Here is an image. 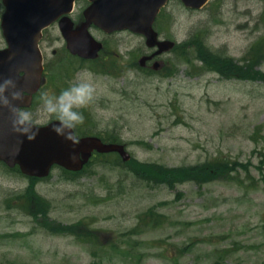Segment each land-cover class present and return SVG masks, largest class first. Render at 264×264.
Listing matches in <instances>:
<instances>
[{"label": "rangeland", "instance_id": "obj_1", "mask_svg": "<svg viewBox=\"0 0 264 264\" xmlns=\"http://www.w3.org/2000/svg\"><path fill=\"white\" fill-rule=\"evenodd\" d=\"M166 13L168 37L181 43L207 29L208 46L232 58L230 70L221 60V73L191 76L171 62L154 71L144 38L93 32L109 51L82 64L68 86L55 81L42 94L93 84L78 127L106 140L115 132L131 159L106 156L76 181L53 169L33 188L45 202L41 221L8 198L30 181L0 165V264H264V82L256 78L264 57L245 62L264 33V3L223 0L192 11L173 0ZM43 41L48 68L78 64L57 26ZM42 103L40 96L28 111L45 123ZM215 156L236 164L205 169Z\"/></svg>", "mask_w": 264, "mask_h": 264}, {"label": "water", "instance_id": "obj_2", "mask_svg": "<svg viewBox=\"0 0 264 264\" xmlns=\"http://www.w3.org/2000/svg\"><path fill=\"white\" fill-rule=\"evenodd\" d=\"M74 1L3 0L6 13L2 27L9 48L0 51V82L2 78L15 81L24 96L21 108L31 104L42 84L43 56L39 48L42 31L63 16L60 29L68 47L83 58H93L101 49V44L89 34L91 24L108 33L130 30L144 34L150 47L159 45L163 50L172 47L170 42H158L153 30L155 19L168 0H90L92 5L85 11L86 22L77 30L67 17L73 10ZM182 1L188 8L201 9L209 0ZM57 123L42 128L35 126L39 133L30 141L12 131L5 109L0 114V160L10 166L20 165L27 175L46 177L55 164L80 171L94 150L123 154L122 147L103 144L97 138H84L73 144L52 131Z\"/></svg>", "mask_w": 264, "mask_h": 264}, {"label": "clouds", "instance_id": "obj_3", "mask_svg": "<svg viewBox=\"0 0 264 264\" xmlns=\"http://www.w3.org/2000/svg\"><path fill=\"white\" fill-rule=\"evenodd\" d=\"M95 91L93 84L79 83L61 91L59 95L52 91L43 93L41 100L44 111L49 116H54L58 121L52 131L65 140L77 144L79 141L74 135V129L85 123L83 113L77 109L88 108L95 100ZM23 101V92L17 88L15 81L11 78H2V82H0V114H3L6 109L12 131L25 136L30 141L35 140L39 129L35 127L32 113L20 107Z\"/></svg>", "mask_w": 264, "mask_h": 264}, {"label": "trees", "instance_id": "obj_4", "mask_svg": "<svg viewBox=\"0 0 264 264\" xmlns=\"http://www.w3.org/2000/svg\"><path fill=\"white\" fill-rule=\"evenodd\" d=\"M264 3V0H261ZM212 5L211 7H213ZM164 18V13L160 15V18ZM261 19L263 21L264 25V13L261 15ZM158 20V21H159ZM158 24V23H157ZM264 30V26H263ZM209 31V30H208ZM209 33L207 32V29L201 28L196 30L193 34L190 35V37L186 40L183 41L182 43L178 44L175 47V52H177L179 49L184 48V47H190L187 49V51H184L182 53L176 54L174 63L179 65V66H187L190 70L191 75H197L198 71H218L221 73L219 69L220 64L222 63L221 60H226L224 64L228 66L229 70L232 66V58L229 57L228 55L226 56L225 54L221 53L220 51H214L212 50L208 44H207V39H208ZM248 51V52H247ZM246 53V58L245 62H249L250 60L253 61H259L264 57V33L257 39L255 40L250 49H247ZM81 62V61H80ZM177 66V67H179ZM62 69L59 72V69ZM71 70V65L70 66H64V64H60L58 67V70L56 71V76L60 81L64 80L65 74ZM257 80H261L264 82V76L263 77H256ZM111 142H115L112 140ZM116 143V142H115ZM120 159V158H119ZM120 164L122 160H119ZM233 164H236V161H228L224 156H215L209 161H206L204 163L205 169H209L210 167L215 171V173L218 172L219 169L231 166ZM157 166H161L160 164H155ZM88 168V167H87ZM86 168V169H87ZM154 168V167H152ZM85 169V171H86ZM15 171L19 172V169H16ZM65 176L67 178H71L72 181L76 180L78 176H80V173H70L65 170H63ZM94 172V171H93ZM95 173V172H94ZM29 186L26 188V190L22 192H17V193H12L9 195L8 198H11V202L14 203L15 206H18L22 210H30V213L35 217L37 221H41L43 218V211L39 209L40 207H44V200L38 196L35 191V183L36 181L34 179L30 180ZM29 199L34 206L37 207V210H33V205L25 203L24 201ZM10 201L4 200L5 206L8 205ZM39 209V211H38ZM32 216L33 220L34 217Z\"/></svg>", "mask_w": 264, "mask_h": 264}, {"label": "flooded vegetation", "instance_id": "obj_5", "mask_svg": "<svg viewBox=\"0 0 264 264\" xmlns=\"http://www.w3.org/2000/svg\"><path fill=\"white\" fill-rule=\"evenodd\" d=\"M77 5H78V10H76L75 14H78V13L80 14L89 6V2L85 1L84 3H81V4L78 2Z\"/></svg>", "mask_w": 264, "mask_h": 264}]
</instances>
